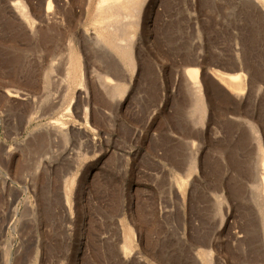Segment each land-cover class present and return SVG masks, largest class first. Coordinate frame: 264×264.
Returning <instances> with one entry per match:
<instances>
[{"label": "rangeland", "instance_id": "374dc122", "mask_svg": "<svg viewBox=\"0 0 264 264\" xmlns=\"http://www.w3.org/2000/svg\"><path fill=\"white\" fill-rule=\"evenodd\" d=\"M20 1L31 23L0 0V264H264V0Z\"/></svg>", "mask_w": 264, "mask_h": 264}, {"label": "bare ground", "instance_id": "6f19581e", "mask_svg": "<svg viewBox=\"0 0 264 264\" xmlns=\"http://www.w3.org/2000/svg\"><path fill=\"white\" fill-rule=\"evenodd\" d=\"M103 1H105V0H100L101 3ZM116 1L118 2L120 0H116ZM10 6H11L13 12L16 15H18L21 19H23L25 22H28V23L32 22L31 16H29L28 11L26 12V10H25L26 9L25 5H23L20 0H11ZM50 8H51V6H50V4H48L46 12H49ZM113 25H114L113 23H109L107 25V27H109V28H106V29H108V33H111V34L113 33L114 35H116V32H115ZM113 48L118 53L122 54L121 56H124V59L126 60L127 64H129V61H130L131 65H133L134 62H133L131 49H130L129 45L120 46L119 44H116V45H113ZM133 68H134V66H133ZM104 72H105V70H104ZM106 74L107 73H105V75ZM221 76L224 77L225 83H227V82L229 83V82L237 80L239 78V75H226V76H224L223 74H221ZM105 77H107V76H105ZM191 79L193 80L192 81V87H193L192 89H195V92H196L197 84H196L195 79L193 78V75H192ZM52 123L55 125H58L60 123V121H53ZM243 123L247 126V128L250 130L251 134L253 135V139L255 140V144H256L255 147L257 148V153H259V152L261 153V134H260L259 129L257 128L256 124L252 120H244L243 119ZM124 250L126 251L125 253L128 252V249L126 247H124Z\"/></svg>", "mask_w": 264, "mask_h": 264}]
</instances>
